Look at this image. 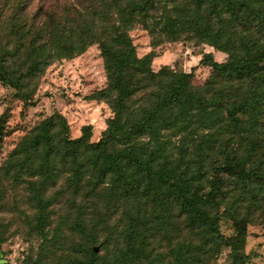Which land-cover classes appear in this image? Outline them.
Returning <instances> with one entry per match:
<instances>
[{"label": "trees", "instance_id": "16d2710c", "mask_svg": "<svg viewBox=\"0 0 264 264\" xmlns=\"http://www.w3.org/2000/svg\"><path fill=\"white\" fill-rule=\"evenodd\" d=\"M33 1L0 0V82L27 102L32 80L47 66L96 44L106 82L88 97L112 112L97 141L89 124L70 138L64 116H46L0 166L4 177L26 185L42 243L51 241L49 207L69 194L76 206L70 227L85 241L81 264H155L145 260L144 232L169 217L171 205L197 241L178 242L168 264H197L223 247L230 264H246L240 209L258 202L264 181V0ZM137 24L153 44L157 35L177 40L191 33L227 59L203 54L199 62L211 76L194 88L193 70L153 71L152 52L137 56L128 33ZM2 136L0 121V148ZM90 199L124 209L122 246L112 257L93 250L95 226L81 212ZM223 218L232 222L230 235L220 229Z\"/></svg>", "mask_w": 264, "mask_h": 264}, {"label": "rangeland", "instance_id": "374dc122", "mask_svg": "<svg viewBox=\"0 0 264 264\" xmlns=\"http://www.w3.org/2000/svg\"><path fill=\"white\" fill-rule=\"evenodd\" d=\"M37 1L34 0L33 5ZM49 1L62 5L67 0ZM239 31L236 27L232 34L233 41ZM128 33L137 56L152 52L153 71L163 65L177 72L193 70L194 76L190 83L194 88H202L211 76V68L199 62L203 54L210 52L220 62L227 59L226 53L201 42L191 33L177 40L157 35L156 40L161 39L158 44H153V37L140 24L135 25ZM105 82L103 61L96 44L72 58L61 59L47 66L32 80V95L27 102L22 101L13 88L0 82V121L3 124L0 166L23 136L40 120L53 113L64 116L70 138L79 136L81 127L89 124L90 140L97 141L112 112L104 101L92 100L88 96L102 88ZM260 126L264 129V121ZM61 182L62 180H58L50 192L60 188ZM229 190L232 192H228ZM256 190L258 202L250 205L245 201L240 209L241 216L247 219L243 245V252L249 256L246 264H264V181ZM237 191L238 188L234 193ZM225 193L227 196L233 194L230 186L225 187ZM68 200L69 194H65L49 207L46 232L51 241L43 244L35 230L36 211L29 199L26 185L14 183L4 177L0 170V252L4 264H81L85 241L70 227V221L76 215V206L70 205ZM77 200L80 202L79 198ZM174 207L170 206L169 217L163 215L158 224H148L146 227L142 240L145 254L148 255L146 262L168 264L170 249L178 242L196 243L194 234L185 227L184 217ZM219 209L221 211L223 206ZM81 212L95 226L97 241L93 248L98 247L95 252L106 257L116 254L123 240L125 215L122 206L106 208L102 202L90 199L85 200V207ZM220 229L224 235H230L234 231L232 222L225 218L220 220ZM55 234L56 237L52 239ZM228 254L229 249L223 247L217 255H203L197 264H230Z\"/></svg>", "mask_w": 264, "mask_h": 264}, {"label": "water", "instance_id": "95a60500", "mask_svg": "<svg viewBox=\"0 0 264 264\" xmlns=\"http://www.w3.org/2000/svg\"><path fill=\"white\" fill-rule=\"evenodd\" d=\"M93 250H94V251H97V250H98V247H97V246H95V247L93 248Z\"/></svg>", "mask_w": 264, "mask_h": 264}]
</instances>
